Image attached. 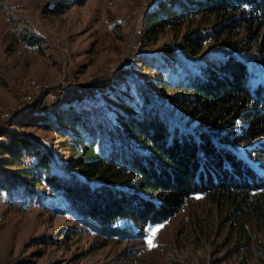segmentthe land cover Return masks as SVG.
Returning a JSON list of instances; mask_svg holds the SVG:
<instances>
[{"label": "trees", "instance_id": "obj_1", "mask_svg": "<svg viewBox=\"0 0 264 264\" xmlns=\"http://www.w3.org/2000/svg\"><path fill=\"white\" fill-rule=\"evenodd\" d=\"M145 26L154 39L167 28H186L191 55L209 35L231 41L230 51L193 64L178 56L143 58L157 70L161 91L187 110L185 125L134 81L117 93L115 127L96 104L70 102L55 113L53 126L67 137L68 163L81 175L53 169L44 146L14 133L13 143L0 149L10 154L0 157V190L70 215L105 238L123 239L140 238L202 195L226 209L229 232L242 247L263 250L264 0H162ZM24 154L34 157L32 165Z\"/></svg>", "mask_w": 264, "mask_h": 264}, {"label": "rangeland", "instance_id": "obj_2", "mask_svg": "<svg viewBox=\"0 0 264 264\" xmlns=\"http://www.w3.org/2000/svg\"><path fill=\"white\" fill-rule=\"evenodd\" d=\"M161 1L87 0L65 5L63 0H1L0 149L13 143L12 135L19 133L49 151L53 169L81 175L68 163L67 137L54 128L55 113H36L35 108L17 111L27 78L55 84L65 73L79 87V95L71 102L96 104L113 127L121 105L117 93L130 81L141 85L151 101L185 125L187 110L175 106L169 94L161 91L154 80L157 70L143 58L178 56L193 64L230 51L231 41L209 35L201 52L191 55L186 28H167L151 38L145 17ZM205 28L212 30L211 25ZM262 74L264 81V70ZM42 113L49 116L40 121ZM3 156L10 158L0 150ZM23 159L29 166L34 157L24 154ZM39 188L46 189L42 183ZM229 222L224 207L193 195L182 210L152 225L140 238H105L70 215L0 190V264H264V232H258L263 250L254 246L248 250L232 237Z\"/></svg>", "mask_w": 264, "mask_h": 264}, {"label": "built area", "instance_id": "obj_3", "mask_svg": "<svg viewBox=\"0 0 264 264\" xmlns=\"http://www.w3.org/2000/svg\"><path fill=\"white\" fill-rule=\"evenodd\" d=\"M56 44L58 45L57 42ZM22 88L24 95L19 101L17 111L35 108L36 113L47 110L56 113L79 95V87L75 86L74 80L67 73L55 84L27 78ZM86 100L83 98V101ZM5 115L9 116V113Z\"/></svg>", "mask_w": 264, "mask_h": 264}, {"label": "snow or ice", "instance_id": "obj_4", "mask_svg": "<svg viewBox=\"0 0 264 264\" xmlns=\"http://www.w3.org/2000/svg\"><path fill=\"white\" fill-rule=\"evenodd\" d=\"M148 243H149L150 246H153V247L155 246V245L152 244L151 240H149Z\"/></svg>", "mask_w": 264, "mask_h": 264}]
</instances>
